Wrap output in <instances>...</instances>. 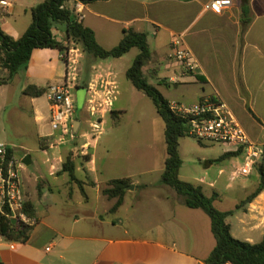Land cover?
Returning <instances> with one entry per match:
<instances>
[{
	"label": "crops",
	"instance_id": "1",
	"mask_svg": "<svg viewBox=\"0 0 264 264\" xmlns=\"http://www.w3.org/2000/svg\"><path fill=\"white\" fill-rule=\"evenodd\" d=\"M43 1L33 3L36 1L10 0V7L0 6V27L14 39H19L32 23L31 9ZM212 1H97L85 5L82 21L95 32L99 44L108 50L120 43L126 30L147 33L149 45L150 35L157 40L162 32H166L169 40L163 46L165 57L152 53V60L145 67V72L149 69V64L154 63V66L158 65L157 69L150 68L149 71L162 77L164 84L198 85L195 92L198 95L197 100L190 104H180L192 105L211 96L221 98L230 106L250 139L264 147V0H250V13L245 18L242 17L241 0H231V5L222 13L207 9ZM19 3H22L21 8L17 6ZM54 32L59 41L66 40L65 25H57ZM176 35L184 37L185 46L191 52L194 69L189 74H183L176 62L167 60L172 53V42ZM132 52H135V59L139 51L134 48L129 53ZM60 55V51L56 49H37L26 71L16 75L8 83L0 84V138L8 133L9 124L18 137L19 148L33 152L32 150L36 149H31L29 143L34 140L38 149L45 151V154H50L52 150L50 158L44 161L47 165L46 175L38 178V194H31L23 185L26 204L38 223L33 227L26 243L10 242L0 236V262L205 264L216 246L211 223L208 224L204 214L199 212L201 209L189 208L187 212L176 208L177 200L183 204L184 202L170 187L171 190L161 185L160 191L155 192L150 189L151 184L134 181L132 179L134 175L129 172L132 160L129 155L130 149L120 145L118 147L122 148L121 152L115 145L110 144L115 129L107 136L109 142L106 151L99 152L97 146L92 148L91 142L88 141L90 138V130L87 129V126L90 128L88 114L89 117L84 120V130L78 136L80 137L78 141L83 142L81 145L79 142L77 147L83 156L88 153L90 160L77 161L76 181L71 180L68 173L62 171L64 161L76 145L69 143L60 148L54 145L56 134L51 124L47 93L50 87L64 84L72 71L71 64L62 60ZM127 55L118 59L99 61L88 59L82 52L78 56L76 65L78 79L74 90L76 109L74 124L79 122L78 132L81 128L80 111L84 110L79 107V94L84 92L85 105L88 86L93 81L108 80L117 83L119 93L105 119L110 116L115 122L116 118L117 125H120V118L125 109L117 107L121 95L119 69L124 65L123 61ZM158 69L165 72V75H162L163 72L158 73ZM8 74V70L4 69L0 62V78H5ZM168 76L170 81L166 80ZM185 77L191 81H182ZM30 85L45 89V94L40 97L25 95L24 89ZM105 119L104 125L107 124ZM98 139L95 142L99 144ZM0 142L6 143L15 154L13 150L15 145L5 140ZM223 147L219 157L204 160L206 168L203 175H201L203 169L193 167L197 176L185 177L184 161L180 171L182 180L202 187L208 197L216 195L214 203L222 202V191L229 187L227 185L225 188L220 184L221 177L234 168L232 165L240 162L242 157L239 155L223 158L232 150ZM163 149L164 165L165 140ZM180 155L183 160L181 151ZM30 156L33 164L32 155ZM26 157L27 155L24 158ZM261 161L264 162V156ZM228 162L232 165L226 164ZM158 172L161 178L164 168H160ZM230 176L232 182L236 177H240L235 176V171ZM124 178L131 179L134 187L128 190L117 212L111 213L116 199H110L101 193V188L104 186L106 188L109 181ZM245 185L244 182L240 183L243 188ZM76 186L80 189L82 197L75 196ZM88 187L97 190L95 206L87 193ZM137 187L142 189L138 193L135 192ZM145 202L153 208L150 212L154 214L152 222H148L147 217H135L136 215L132 213L141 210L139 206ZM241 212L243 216L239 218V223L246 234L245 241L258 243L255 238L258 237L261 241L264 236V191ZM234 216L238 228V211L230 217ZM230 217L227 222L235 237L233 226L228 221ZM48 248L50 250H47Z\"/></svg>",
	"mask_w": 264,
	"mask_h": 264
},
{
	"label": "trees",
	"instance_id": "2",
	"mask_svg": "<svg viewBox=\"0 0 264 264\" xmlns=\"http://www.w3.org/2000/svg\"><path fill=\"white\" fill-rule=\"evenodd\" d=\"M80 1L87 5L107 0ZM249 1L241 0L243 18L250 13ZM31 13L32 23L19 39H14L0 27V62L1 66L9 72L7 77L0 78V84H6L16 75L26 71L32 55L37 49H56L60 53H64L75 47L79 48L88 59L94 61L118 59L127 55L132 49H138L139 53L127 70L126 76L135 88L142 91L153 101L164 121L166 159L161 178L162 183L181 196L188 208L201 209L211 219V229L216 239V246L205 264H264V236L260 242L255 244L241 241L232 235L231 226L227 222L228 217L233 216L236 211L246 210L245 207L264 191V162L260 161L256 166L259 173L257 188L243 199L235 210L227 212H222L214 206L216 195L208 197L203 192L202 187L180 178L183 165L179 150L180 139L188 137L189 122L171 109V102L155 85L149 83L146 77L145 67L152 60L148 34L126 30L120 43L108 50L99 44L95 32L85 26L82 20H79L74 12L71 0H44L33 7ZM60 24L65 25L67 37L66 40L62 41L58 40L54 32L55 27ZM83 87L86 86L83 85ZM45 92V89L34 85L24 89V94L32 97H40ZM114 114L112 113V115ZM199 143L204 145L201 141ZM77 145L67 156L62 170L68 173L71 180L74 181H76L77 161L79 159L90 160L89 154L83 156ZM239 155H242V150L232 149L223 158L238 157ZM132 185L133 182L129 178L116 179L107 183V187L103 189V194L110 199H116L111 213L117 212ZM26 211L29 216H33L27 204ZM32 229L33 227L15 224L7 216L0 214V236L7 241L26 243L30 238ZM0 264L2 263L0 262Z\"/></svg>",
	"mask_w": 264,
	"mask_h": 264
},
{
	"label": "rangeland",
	"instance_id": "3",
	"mask_svg": "<svg viewBox=\"0 0 264 264\" xmlns=\"http://www.w3.org/2000/svg\"><path fill=\"white\" fill-rule=\"evenodd\" d=\"M20 2L23 0H19ZM37 3L41 0H34ZM21 4L19 3L17 6L21 8ZM4 12V11H3ZM6 12H4L5 14ZM153 36L150 35V49L152 50V53L159 54L161 57H165V51L163 50V46L168 43V34L166 32H162L159 35V38L155 40L152 38ZM137 52V50H135ZM173 52V51H172ZM135 52L129 53L125 57L124 65L121 66L119 69V87H120V97L117 103V107H123L125 109V112L123 115H121V122L120 125H117V119H114L110 116H108L105 120H107V124L104 125V134L100 137L99 144L98 142H95V138L90 135V138H88L92 144V148L97 146L99 152L103 153L106 150L107 144L109 142L108 135L112 134V129H115L111 137L113 139L111 140V145H115L118 150H121L122 148L118 147L120 145H124L125 149H130L129 155L131 156V164L129 168V172L134 175L132 179L134 181H138V183H148L150 185V189L154 190L155 192L160 191L161 185L165 186L160 178V173L158 172L160 168H164V165L162 163V158L164 156L163 148H164V121L161 118L160 114L158 113L156 106L154 105L153 101L147 97L142 91L135 88V86L131 83V81L126 76V69L129 68L134 59ZM113 60V59H109ZM170 62H176L178 66L183 71V74H189L191 72L190 69L186 68L185 66L179 64L173 53H171L170 56L167 58ZM149 69H146V77L149 81V83L155 85L160 92L170 101L178 102V103H186L190 104L197 100L196 90L198 89V85L194 84H187V85H177L169 83L168 85L164 84V79H161L162 77H159L158 75H154L150 73V68L157 69V66H154V63L149 64ZM158 73L163 72L159 71ZM162 75H165V72H163ZM190 77V75H188ZM170 76L166 80L170 81ZM181 79V78H180ZM182 81H191L190 79H187L186 77L183 78ZM75 93V91H74ZM84 92H80L79 94V107H82L84 110L80 111V120H81V128L78 133H76V139L73 141H69L67 144H74L79 145L78 141L80 139L79 134L84 130V120L85 118L89 117L87 113V107L86 104L84 105V98H83ZM85 106V107H83ZM25 122V120H24ZM27 122V121H26ZM25 122V123H26ZM115 126H120L119 129ZM8 127V133L5 134V137L0 138V141H8L13 146V150L15 151V155L18 159L23 160V158L27 155H32L33 158V164L30 166L25 165L21 169V179L24 187L27 189L28 192L31 194H38L39 188H38V178L42 175H46L47 165H46V159L50 158V154H45V151H42L38 149L37 144L34 140H32L29 143V146L33 152H29L28 150L19 148L18 144H20L18 141L17 135L15 136L14 130L11 128L9 124H7ZM115 127V128H114ZM87 129L90 130V128ZM55 139L54 142L56 147L60 148V146H65L66 144H60L59 143V132H54ZM107 139V140H106ZM83 142V140L81 141ZM80 142V145L82 144ZM77 145V146H78ZM223 145L221 144H200L199 141L193 137H184L180 139V151L183 157L184 161V176L185 177H194L197 176L196 173L193 170V167H200L202 170L203 175L205 173L206 163L204 162L205 159H215L219 157L221 152L223 151ZM54 149V148H52ZM125 151V150H124ZM31 157V156H30ZM236 161V160H235ZM238 161V160H237ZM236 161V162H237ZM235 163V162H234ZM226 164H231V162H228ZM232 165V164H231ZM225 166V165H224ZM233 167V165H232ZM235 168H232L228 171L227 174H225L220 179V184L224 186L225 188L227 185H229L228 189L222 191V202L214 203V206L220 210H234L237 207V204H239L248 194H250L258 185L259 183V173L258 170L255 169L253 173L249 177H236L235 181L230 180V175L234 174ZM213 174H216L214 171H212ZM245 183L246 187H241L240 183ZM61 184V182H60ZM105 187V186H104ZM101 188V193H103V188ZM134 186L131 187L133 189ZM61 190H64V188L60 187ZM76 197H82V193L80 189L76 186ZM167 188V186H166ZM105 189V188H104ZM168 189H170L168 187ZM139 190V191H138ZM142 189L141 187H137L135 192H140ZM171 190V189H170ZM88 195L92 198L95 206L96 201V195L97 190L92 187L87 188ZM182 198V197H181ZM134 200V199H133ZM149 202V199L147 200ZM143 203L142 206H139V209L136 210V212H132L135 214V217L140 218H148V222H152V219L154 218V214H151V210L153 208L148 206V203ZM103 206V204H101ZM148 206V207H146ZM247 205L246 207H248ZM245 207V208H246ZM176 208L179 210H186L187 212L190 210L187 208V206L177 200L176 202ZM103 208L101 207L100 210ZM244 211V209L242 210ZM201 214H204L205 220L208 224L211 223L209 216L203 211L200 210ZM243 216V213L241 211H238V228L236 224V217H230L229 222L233 226V233L235 235V238L245 241L246 240V234L243 231L242 226L239 223V218ZM153 217V218H152ZM189 222V220H186ZM238 229V233H237ZM258 236V235H257ZM256 242L260 241V238H255Z\"/></svg>",
	"mask_w": 264,
	"mask_h": 264
},
{
	"label": "built area",
	"instance_id": "4",
	"mask_svg": "<svg viewBox=\"0 0 264 264\" xmlns=\"http://www.w3.org/2000/svg\"><path fill=\"white\" fill-rule=\"evenodd\" d=\"M71 3L79 20H83L86 4L80 0H71ZM230 5L231 0H213L207 9L222 13ZM0 6L8 8L11 2L0 0ZM172 51L179 64L190 70L194 69L191 52L186 48L182 35L174 36ZM80 54V49L75 47L61 53V59L71 64L72 71L64 84L50 87L47 93L52 128L60 133L59 143L61 145L75 140L77 136L74 131L76 114L74 90L78 79L77 58ZM118 93V85L113 81L99 80L89 84L86 107L90 116V135L93 138L98 139L103 134L105 116L113 107ZM171 109L188 120V136L205 144H221L236 151L242 150L241 161L233 164L235 176L249 177L262 160L263 145L250 139L246 130L232 113L230 106L221 98L211 96L192 105L171 102ZM23 167L25 163L15 156L6 143L0 142V214L15 221V224L34 227L38 220L29 216L25 210L26 200L21 179Z\"/></svg>",
	"mask_w": 264,
	"mask_h": 264
},
{
	"label": "water",
	"instance_id": "5",
	"mask_svg": "<svg viewBox=\"0 0 264 264\" xmlns=\"http://www.w3.org/2000/svg\"><path fill=\"white\" fill-rule=\"evenodd\" d=\"M67 39V37H66ZM78 127H79V122H75L74 124V131L77 133L78 132ZM23 162L25 163V165L30 166L31 164V157L27 156L26 158H24ZM15 223V221L13 222Z\"/></svg>",
	"mask_w": 264,
	"mask_h": 264
}]
</instances>
